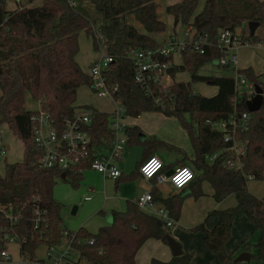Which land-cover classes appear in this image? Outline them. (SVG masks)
Returning <instances> with one entry per match:
<instances>
[{"label": "trees", "instance_id": "obj_1", "mask_svg": "<svg viewBox=\"0 0 264 264\" xmlns=\"http://www.w3.org/2000/svg\"><path fill=\"white\" fill-rule=\"evenodd\" d=\"M8 1L0 0V125L7 123L22 141L25 157L13 163L5 161L4 173H0V250L8 240L17 241L21 244V254L28 258L26 264H32L39 245L46 244L50 249L67 237L69 248L79 254L73 264H137L135 255L148 238L168 243L166 235L171 234V227L159 216L143 210L136 200H127L124 210H112V224L103 225L96 232L86 227L75 232L68 230L61 214L63 204L54 196L62 171L40 164L43 150L35 141L34 115L43 112L60 134L75 120L77 108H92L76 104L79 88L91 84L89 73L77 60L79 35L84 31L92 39L95 50L102 45L113 57L105 76L109 84H118L113 97L121 101L124 115L137 117L144 111H161L175 117L192 145V155L187 156L181 148L165 140L143 139L138 125L126 126L127 144H140L144 151L138 169L127 179L141 176L139 166L160 147L182 153L196 172L190 183H193L190 196H201L200 185L207 180L214 187L217 201L231 194L237 199L236 205L209 213L218 219L212 229L204 221L191 229L203 232L204 244L218 256L219 264H232L226 243L234 219L245 214L260 231L256 253L251 257L264 261V195L259 197L248 187L250 177L264 181V101L260 109L250 112L247 100L251 95L237 91L233 76L199 73L206 63L225 54L217 44L222 29L236 31L249 21H258L264 27V0H205L202 8H199L200 0H179L167 5L165 10L173 17V30L191 25L197 33L207 36L210 44L203 46V52L191 47L183 49L182 63L168 69L171 84H154L153 96L135 81V67L128 51L153 49L158 44L127 17L134 15L150 33L165 31L167 24L159 15L157 0H76L75 5L70 0H42L40 4H34L36 0H21V6L15 8H9ZM90 5L104 16L97 29L89 14ZM243 41L254 45L263 42L264 37L249 33L243 35ZM184 71L190 73V81L176 80ZM238 72L264 90V71L256 74L248 67ZM198 81L217 86V92L213 95L196 92L192 82ZM27 96L41 105L27 108ZM157 97H163L164 102H156ZM93 110L90 124L83 125L90 136L89 155L67 171L65 181L73 187H79L85 170L97 157V148L115 135L111 112ZM243 113L250 114L248 128L238 127L232 134L235 140L246 144V152L240 158L241 166L233 168L228 161L236 158L231 149L234 140L225 139L231 128L218 130L213 124L226 122L230 127L231 116L239 122ZM215 152L220 154L211 161L209 158ZM163 169H167L165 165ZM152 195L176 222L186 196L170 194L161 198L158 189H153ZM240 247L248 251L249 243L242 240ZM191 257V253L183 252L168 262L152 259L151 264H189Z\"/></svg>", "mask_w": 264, "mask_h": 264}, {"label": "rangeland", "instance_id": "obj_2", "mask_svg": "<svg viewBox=\"0 0 264 264\" xmlns=\"http://www.w3.org/2000/svg\"><path fill=\"white\" fill-rule=\"evenodd\" d=\"M158 1V12L166 24L167 29L159 33H150L146 31L143 25L138 22L134 15H129L127 17L128 21L134 24L138 30L141 32H146L152 35L157 41L158 45H163L167 43L170 39V35L173 33L172 23L173 19L171 15L166 12V6L172 4L178 0H157ZM171 1V2H170ZM42 0H36L34 4H40ZM15 0L8 1V7L14 6ZM204 0H200L199 8H202ZM17 5V4H16ZM91 10L89 12L93 26L97 29L101 23L104 22V16L98 13L94 5H90ZM247 24L249 22H246ZM249 27V26H248ZM264 33V27L261 26L258 32ZM80 50L77 55V60L80 65L89 73L90 65L95 59L100 57L101 52L99 49L95 50L92 46V39L86 35L84 31L80 32L79 35ZM263 52V51H261ZM244 60H249V65H251L256 74L264 71L263 61H261L259 51L250 50L245 51ZM174 61L176 64L182 63V57L180 54L174 56ZM90 63V64H89ZM200 74H214L217 76L221 75H231L233 72L224 71V68L219 65L218 59H213L206 63L201 69ZM191 76L188 71L180 72L176 76V80L179 81H190ZM193 89L204 95H213L216 92V86L198 81L192 82ZM78 105H92L100 111L113 112L116 109L122 107L120 100H116L112 95L106 94L100 96L96 94L90 86L83 85L78 90L77 95ZM41 105L40 101H33L30 96H27L26 106L29 109H36ZM120 122L123 124L122 128L119 130L116 138L126 139L124 133V127L138 125L141 129V137L147 139H163L168 143L174 144L187 152L191 153L192 146L190 139L186 130L181 126L179 120L175 117L166 116L161 111H144L139 116L134 117L131 115L121 116ZM213 128L222 130L223 126L220 122L213 124ZM0 173H4L5 161L13 163L16 161H22L24 159V146L22 141L14 134L12 129L7 123L0 125ZM115 138V139H116ZM122 158L118 162V167L125 175H130L133 171L138 169L137 162L142 160L143 157V147L140 144L128 145L127 142L122 143ZM98 151L103 155V157L109 158L113 152V146L110 143H105L98 148ZM158 156L163 160L172 161L180 157V154L175 149H168L166 147L159 148ZM189 162V161H187ZM187 162L182 164H187ZM188 165H191L188 163ZM66 171H62L60 177L57 179V184L54 188L55 198L63 204V209L61 211L63 220L68 230L75 232L82 226H76L80 221L84 210L86 209V202L83 201L84 195H90V197H96L99 193L106 191V178H104L100 173H97L93 169H89L85 172V177L81 181L79 187H73L70 182L66 180ZM123 176V177H124ZM122 177V178H123ZM140 177L136 178H123L118 189V195H125L131 193L137 188V184H140ZM108 180V179H107ZM248 187L250 191L261 197L264 192L263 181L251 179L248 182ZM126 189V191H125ZM107 193V192H105ZM74 206H77L76 213H72ZM103 212L97 211L89 216L88 220H85L86 227L91 232H96L99 227L103 225L112 224V214L111 209L103 208ZM104 222V224H102ZM251 231L242 237L234 246L231 252H228L233 260L232 264H264V261H258L256 258L251 257L250 260L237 261V257L240 255L242 248L240 247L242 240H246L249 243L248 252L253 255L256 253V243L260 238V231L251 222ZM76 226V229H73ZM95 231H94V230ZM231 239V235L229 240ZM228 240V242H229ZM179 241V240H178ZM180 242V241H179ZM234 244L232 243V246ZM4 250L7 251L11 257L9 260L0 259V264H26L28 263V258L21 254V244L14 240H8L3 246ZM69 248L67 237H64L61 242L57 245H53L50 249L46 244H41L37 247L35 252V260L32 264H58V259L66 255L70 250L69 257L71 262L78 260V252Z\"/></svg>", "mask_w": 264, "mask_h": 264}, {"label": "built area", "instance_id": "obj_3", "mask_svg": "<svg viewBox=\"0 0 264 264\" xmlns=\"http://www.w3.org/2000/svg\"><path fill=\"white\" fill-rule=\"evenodd\" d=\"M15 2L21 6V0H15ZM72 5L76 4V0L69 1ZM250 33L247 23H243L236 31L229 29H222L219 32L217 38V44L222 49L225 50V54L218 59L219 64L231 66L234 70L233 78L236 82V89L239 93L243 91L248 94L255 95V84L248 81L244 74H240L238 70V50L243 45H253L248 41H243V35ZM99 37H101L99 35ZM205 44H210L207 36L203 33H197L195 28L191 25L179 27L177 30H173L170 35V39L167 43L163 45H158L153 49H137L131 48L128 51V56L132 60L135 67V81L145 89L148 95H154V84H161L163 86L169 85L172 82V77L168 72V69L175 63L174 56L177 54L181 55V51L187 47H191L194 51L203 52V46ZM264 42L254 44L262 45ZM99 51L101 52L100 57L95 59L90 66L89 76L91 78V89L98 95L104 96L113 93L118 90V84H109L107 77L105 76V70L108 68L110 62L113 61V57L107 54L104 46H99ZM172 55V58H169ZM156 102H164L163 97H157ZM94 110L92 108H77L75 113V120L69 122L64 131L60 134L52 128L47 116L40 112L34 115L33 120L35 141L38 146L43 150V155L39 159L41 166L53 168H60L61 171H68L72 166H75L80 160L85 159L89 155V142L90 136L86 130H84V124H90L92 120ZM124 109L123 106L115 111L111 112V125L114 130V138L108 142L113 146V152L109 158L103 157V155L98 151L97 157L91 161L90 168L101 173L105 177L117 179L122 176V171L118 167V162L122 158V148L121 144L127 142L126 139L116 138L119 130L122 128L123 124L120 122L121 116L123 117ZM250 118L249 113L241 114V121H237L233 116L229 119L228 127L226 122H220L223 126V131L230 129L226 133L225 139L234 140V144L231 147L236 158L233 157L228 161L230 167L239 168L240 158L246 152V144L241 141L234 139L232 131L240 127L243 130L248 128V120ZM1 133V130H0ZM116 138V139H115ZM220 152H215L210 156V160L213 161ZM152 159L157 161L158 167H156L151 174L143 172L141 169ZM164 162L157 155H151L145 159L139 166V172L141 176L147 181L154 180L152 186L157 187L163 183L170 184L174 191H179L187 187L191 181L195 178L196 172L191 165L180 164L173 168L172 173H167L163 169ZM187 171L188 177L184 180L182 184L177 186L174 181V176L179 174L180 171ZM67 176V175H66ZM251 179V177H250ZM88 196L86 199H90ZM139 206L146 211L152 210L155 207L156 202L153 200L152 192L149 191L137 200ZM156 215L159 216L167 226L171 227L174 224V220L169 215V212L161 207ZM12 240V239H11ZM92 243L93 240L91 239ZM0 257L3 260H9L11 257L6 250H0ZM58 264H73L69 257V252L58 259Z\"/></svg>", "mask_w": 264, "mask_h": 264}, {"label": "crops", "instance_id": "obj_4", "mask_svg": "<svg viewBox=\"0 0 264 264\" xmlns=\"http://www.w3.org/2000/svg\"><path fill=\"white\" fill-rule=\"evenodd\" d=\"M16 4H14V6H12L11 8L17 7L18 4L17 5ZM21 4H22V2H21ZM23 4H24V2H23ZM172 19H173V17H172ZM259 27H261V26H259ZM259 27L257 28L256 33H258L264 37V33L262 31L258 32ZM248 50H250L251 52L259 51V55H260L261 61H263V66H264V44H262V45H243L238 50V68L245 69L248 67H252L248 63L249 60H244V53H245V51H248ZM261 51H263V52H261ZM224 71H228V72L232 71L233 75H234V70L231 68L230 69H224ZM261 73H259V74H261ZM217 75H220V74L217 73ZM226 76H231V75H226ZM217 90H218V88L216 86V92H217ZM76 104H77V102H76ZM90 106H92V105H90ZM92 109H97V108L92 106ZM103 112H107V111H103ZM102 145H104V144H102ZM172 145H174V144H172ZM174 146H176V145H174ZM176 147H178V146H176ZM160 148H162V147H160ZM178 148H180V147H178ZM158 150L159 149H157L153 155L158 156ZM182 150L185 152V154H187V156L192 155L193 149H192L191 153L187 152L185 149H182ZM178 153L180 154V157H178L172 161L164 162V165L167 168L165 170V172L168 173L175 166H178L184 162L186 163L187 161H189L188 159H184V156L182 153H180V152H178ZM143 154H144V151H143ZM139 162H137V163H139ZM188 163L189 162H187V164ZM89 169H91V168L86 169L85 172ZM94 171H96V170H94ZM85 172H84V177H85ZM97 173H99V172H97ZM123 176H124V172L122 171V177ZM128 176L129 175H125L123 178L126 179ZM103 177L106 178V181H105L106 182V191L99 193V195L96 197L97 199H95L94 197H91L90 199H86V197H88L90 195H84L83 201L86 202L87 206H86V209L84 210V212L82 214L80 221L78 222V224L76 226H82L83 227L85 225V220H88L89 216H91L93 213H96L99 210H102L103 208L111 209V211L112 210H124L126 208V205H127V200H137L143 194H145L149 191L152 192L153 189H158V196L161 198H167L170 196V194H172V195L173 194H182L186 197L184 198L182 205H181L179 219L176 222L174 221L173 226H171V235L175 239L180 241L183 252L192 254V257L189 261V264H219L218 256L204 244L203 232L202 231H193L191 228L196 226L197 224L201 223L202 221H204L206 227L208 229H212L215 226V224L217 223L218 219L216 216H209V213L213 209H224V208L236 205L237 199H236V196L234 194L227 196L226 198H224L221 201H217L213 196V194H214L213 185L209 181L204 180V181H202V183L200 185V188H201L203 194L199 197H194V196L189 195V193L193 190V183L189 184L187 187H185L182 190L174 191L171 188L170 184H168V183H163L157 187H155V186L153 187L152 184L154 183V180L147 181L142 176H139L141 178L140 184H137L136 189H134L131 193H127L125 195H118L119 194L118 189H119L120 183L123 181V178L121 177L122 181L120 182L118 180V178L114 179V178H109V177H105V176H103ZM253 180H255V179H253ZM263 185H264V181H263ZM125 191H126V189H125ZM105 192H107V193H105ZM263 195H264V192L261 196H263ZM161 207H164V206L160 202H156L155 207L152 208V210H150V212L146 211V210L145 211L148 213H152V214L156 215V212H158V210ZM102 224H104V222ZM251 225L252 224H251L250 219L245 214H241L234 219L232 229H231V234H230L231 239L229 240V242L226 243V249L228 252H231L234 249L235 244L242 237L246 236L249 233V231H251V229H252ZM76 226H73V229H76ZM232 243L234 244L233 246H232ZM173 257H174V255H173V252H172L169 244L163 242L161 239H157V238H153V237L148 238L143 243V245L139 248V250L137 251V253L135 255V259H136L137 264H151L152 259H157V260L168 262Z\"/></svg>", "mask_w": 264, "mask_h": 264}, {"label": "water", "instance_id": "obj_5", "mask_svg": "<svg viewBox=\"0 0 264 264\" xmlns=\"http://www.w3.org/2000/svg\"><path fill=\"white\" fill-rule=\"evenodd\" d=\"M250 34L253 35L256 33L257 28L260 26V22L258 21H249L248 23ZM264 101V90L259 85L255 86V95L250 97L247 100V107L250 112L257 111L260 109ZM173 169H171L168 173H172ZM77 210V206H74L72 209V213H75ZM167 242L171 247L174 256H179L183 253L182 246L180 242L175 239L171 234L166 235ZM251 254L248 251H242L240 255L237 257V261L250 260Z\"/></svg>", "mask_w": 264, "mask_h": 264}, {"label": "clouds", "instance_id": "obj_6", "mask_svg": "<svg viewBox=\"0 0 264 264\" xmlns=\"http://www.w3.org/2000/svg\"><path fill=\"white\" fill-rule=\"evenodd\" d=\"M158 167L157 161L155 159H152L150 162H148L145 166L142 167V171L151 174V172ZM188 172L185 171H180L179 174L174 176V181L177 183V186L182 184L184 180L188 177Z\"/></svg>", "mask_w": 264, "mask_h": 264}]
</instances>
